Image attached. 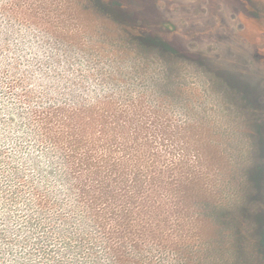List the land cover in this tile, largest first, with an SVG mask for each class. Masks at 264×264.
Returning a JSON list of instances; mask_svg holds the SVG:
<instances>
[{
  "label": "rangeland",
  "instance_id": "1",
  "mask_svg": "<svg viewBox=\"0 0 264 264\" xmlns=\"http://www.w3.org/2000/svg\"><path fill=\"white\" fill-rule=\"evenodd\" d=\"M112 4L127 24L109 12ZM137 26L159 42L137 46ZM24 92L31 104L18 105ZM102 96L162 99L191 124L194 146L206 151L205 178L223 182L224 207L245 209L239 264L258 263L264 0H0V131L16 135L23 125L7 123L11 110ZM230 225L223 264L233 261Z\"/></svg>",
  "mask_w": 264,
  "mask_h": 264
},
{
  "label": "trees",
  "instance_id": "2",
  "mask_svg": "<svg viewBox=\"0 0 264 264\" xmlns=\"http://www.w3.org/2000/svg\"><path fill=\"white\" fill-rule=\"evenodd\" d=\"M134 30L139 47L159 42ZM76 102L11 110L23 125L0 131V264H223L227 223L240 263L245 209L223 206L187 120L162 99Z\"/></svg>",
  "mask_w": 264,
  "mask_h": 264
}]
</instances>
